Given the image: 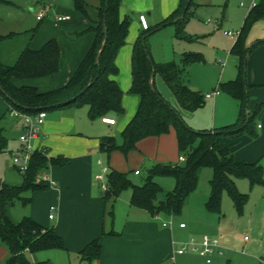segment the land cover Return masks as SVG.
<instances>
[{"label":"trees","instance_id":"obj_1","mask_svg":"<svg viewBox=\"0 0 264 264\" xmlns=\"http://www.w3.org/2000/svg\"><path fill=\"white\" fill-rule=\"evenodd\" d=\"M10 2L11 0H0V4ZM121 3L122 0H101L98 19L87 30L95 34L93 44L70 81L63 87L44 92L33 86L18 87L15 84L16 80L47 78L58 73L61 48L56 39L49 40L39 50L26 48L13 65L4 64L0 58V96L6 99L11 107L10 111L37 115L43 111L50 113L87 106L93 121L110 118L108 117L110 115L123 117L125 115L123 91L112 79L118 75L116 58L126 43L131 26L129 18L122 20L120 17ZM197 6L195 0H180L178 8L154 30L174 24L177 40L192 41L193 37L187 34L186 26L195 16ZM85 8V0H75V9L78 12L86 14ZM262 17L264 5L256 6L249 11L231 51L239 59V75L237 79L218 87L220 92L223 90L241 102L239 118L234 124L214 131H195L186 123L180 112V108L193 112L206 105V95L192 89L184 78L187 67L196 62H203V55L188 52L182 56L179 64L175 61L158 64L151 57L148 43L152 34L151 29L140 34L133 51V82L129 91L140 100L137 113L120 138L114 136L101 138L100 151L108 160L117 151L128 157L131 153L139 151V144L142 141L174 133L179 157L176 162L155 164L142 185L133 184L129 179V173L111 169L108 174V189L103 196L106 209L113 207V203L122 192L131 189L133 207L145 210L154 217L163 214L179 217L189 197L198 189L201 170L211 168L213 177L206 209L211 213L221 214L222 196L224 192H228L239 215L243 214L249 195L239 191L236 181L247 179L251 189L258 185L264 186L263 166L260 163L240 162L233 152L234 146L242 136L245 134L256 136L252 125L257 113L253 115L248 113L249 85L246 76L248 55L256 45L250 48L246 46L245 33L252 19ZM105 30L107 41L100 54L105 41ZM36 31L37 29L32 31L33 36ZM11 37L13 35L0 36V53L2 42ZM157 75L168 84L180 108L171 104L157 90L155 85ZM7 146L4 131L0 128V154L7 150ZM181 156L186 158L185 162H180ZM67 164L69 159L65 157L50 158L44 150H37L32 154L27 171L22 174L21 186L15 187L0 181V244L5 246L10 254L4 264H52L33 262L27 254L66 250L63 239L54 229L41 226L31 217H25L17 222L13 219L11 210L18 201H21L23 206H30L33 199L32 196L27 197L28 194L33 195L35 192L50 188L49 182L38 180L44 170L51 166L64 167ZM159 177L173 178L176 183L174 190L166 193L156 182ZM161 194L165 195L162 200ZM111 214L112 211H109L108 215ZM80 255L88 264L100 259L101 238L90 242Z\"/></svg>","mask_w":264,"mask_h":264},{"label":"rangeland","instance_id":"obj_2","mask_svg":"<svg viewBox=\"0 0 264 264\" xmlns=\"http://www.w3.org/2000/svg\"><path fill=\"white\" fill-rule=\"evenodd\" d=\"M85 1L86 14L75 9V0H11L9 4H0V35L4 37L17 36L16 39L3 43V60L8 65H13L33 37L31 48L36 50L41 49L51 39L58 40L63 38V34H67L68 31L66 27L60 30L54 25L55 18L62 14L69 16V21L65 25L69 24L70 26L84 29L82 35L89 34L87 32V24L90 22L89 19L94 18V10L100 6L101 0ZM195 3L200 6L196 10L195 17L191 18L186 26L187 33L193 37L192 41L178 43L176 26L172 24L157 30H154L155 27L152 26V34H150L148 43L152 57L158 64L169 61H175L179 64L181 63L182 55L187 51L201 53L204 61L193 63L189 68L187 67L188 70L185 76H187L186 78L190 80L193 86L206 94L212 92L216 87L218 88L219 84L237 79L239 75V59L231 53L238 38L231 39L225 33H240L242 31L251 1L195 0ZM256 3L257 6H262L264 5V0H256ZM242 4L245 6H242ZM39 16L44 18L43 21L38 20ZM34 29H37V31L33 36L32 31ZM85 36L82 38L86 39L84 38ZM263 39L264 17L252 19L245 33V43L253 47L256 43L264 42ZM82 43L84 42H79V45H82ZM92 44H90L88 51ZM156 81L162 95L168 100L172 99L171 102L174 103V94L165 80L161 76H157ZM253 89H256V87L250 88L249 86L248 100L251 115L257 113L252 125L256 131V136L245 134L239 139V145L235 148L241 149L248 161H252L253 159L250 158H253L254 155L257 157V153L261 151L262 156L258 157L256 161L260 160L264 169V129H258L257 127L259 124L264 127V91L254 99L250 94ZM261 90H264V87ZM128 93L129 91L126 92L127 95ZM220 95L228 99L230 103L219 106L213 112L211 102L207 100L205 108L190 112L188 116L186 115L187 124L195 131L204 132L210 129L215 116L217 118V129L235 123L241 112V102L234 100L223 90H221ZM234 108L237 110L235 114ZM72 109H74V113L66 117L88 125L95 132V135L120 138L121 131H119L118 126L108 127L102 125L101 119L91 120L87 106ZM50 116L53 117L52 114ZM15 118L11 112L7 111L6 99L0 96V128L3 129L8 144L7 150L0 154V181L18 187L23 184L22 173L13 166L12 159L20 147L19 139L23 132L21 134V131L17 128V120ZM166 142L162 145V149L163 155L167 157V162L178 161L175 160L174 156H177V143L172 145L170 141ZM145 143L147 144L144 145V150L141 148L140 152L131 153L126 157L122 152L117 151L114 152L115 156L113 154V160L111 159L112 167L129 173V179L135 185L144 183L154 163L152 157L154 156L156 145L153 142ZM159 154L162 153L159 152ZM139 156H142V158ZM100 159L105 165H108L106 155H102ZM157 160L159 161V159ZM97 169L96 172L99 173L100 171ZM134 169H140L142 175L136 176L134 171H132ZM212 177L213 170L211 168H203L200 172L198 189L191 195L190 201L184 207L181 215L173 218L163 214L160 220L157 221L160 229L171 233V237L173 233L175 241V246L171 245L168 253L166 244H163L162 253H164V256L167 253L168 257H164L162 264H210L207 263V258L199 253L189 250L183 256H180L178 251L183 248L185 242L190 241L192 238L198 239L208 235L214 238L217 237L221 241V231L219 230L227 227L228 232L233 234L234 228L239 222L242 223L240 226L242 229L239 231L240 235H248L253 244L251 250L246 249L248 257L257 259L255 261L257 262L256 264H261L258 257L262 253L264 242V186L258 185L251 189L247 179L237 180L239 191L242 194L249 195L243 214L239 215L228 192H224L222 196L221 214L211 213L206 209V203L211 193ZM156 182L164 188L166 193L173 191L176 185L175 180L169 177H159ZM125 191L131 193L132 190L128 189ZM30 196L32 194L27 195V197ZM164 197L165 195L161 194L160 200L164 199ZM31 212V205L23 206L22 202L18 201L12 208L11 215L15 221L19 222L25 217H31ZM171 222L174 224L172 225ZM181 222L187 225L186 230L180 229L179 225ZM241 251L242 249H240ZM56 253L59 255V253L63 252L56 251ZM9 255L7 248L0 246V264H4ZM60 255H62V258L57 259L56 262H50L52 264H69L67 256L65 254ZM227 256L228 252H225V255L221 256L223 258L219 259L218 255L210 258L213 261L212 264H227ZM243 258L245 257H238L236 260L237 264H244Z\"/></svg>","mask_w":264,"mask_h":264},{"label":"crops","instance_id":"obj_3","mask_svg":"<svg viewBox=\"0 0 264 264\" xmlns=\"http://www.w3.org/2000/svg\"><path fill=\"white\" fill-rule=\"evenodd\" d=\"M179 4L180 0H122L120 17L122 20L129 18L131 20V26L126 43L120 49L116 58V64L119 69L118 75L113 76L112 79L119 84L121 90L123 91L122 103L124 109L126 110L125 115L121 118L114 115L108 116L116 120L115 125H108L101 119L102 125L108 127L118 126L119 131L122 133L137 113L140 102L139 98L129 93L127 95L126 92L130 91L133 82L132 58L134 46L140 34L145 32L141 27L139 16L146 15L150 24V29H152V26L156 27L159 23L167 19L178 8ZM197 5L196 10H198L200 6L199 4ZM94 12V18L89 19L90 22L87 24V30L93 26V22L98 19V8L95 9ZM39 17L38 20L43 21L44 18L41 17V19H39ZM62 17H66V19L60 20L59 18ZM68 21L69 16L63 14L57 16L54 20L56 28L61 30L63 27H66L68 30L67 34H63V38L58 39L61 48L60 69L58 73L47 78L25 81L16 80L15 84L18 87L24 85L33 86L46 92L63 87L70 81L87 55L86 53H88V48L95 39V34L89 33L85 34L86 36L82 35V31H84V29L82 30L77 26H70L69 24L65 25ZM208 21L211 22L210 20ZM68 35H75L76 39H70ZM83 36H85L84 38L86 39H83ZM16 38L17 36H13L1 44L0 58L4 64L7 63L2 57V45L8 40ZM33 38H31L30 42H28L22 52L26 48L36 50L31 48V41ZM81 41L84 43L79 45V42ZM177 42L183 43L186 41L177 40ZM255 45L256 46L248 55L246 65L247 83L250 88L256 87V89L250 91V94L254 99H256V97L261 95L262 91H264L261 90L262 87H264V43H256ZM246 46L250 48L249 44H246ZM188 52L192 51H187L185 53ZM190 66H188V68ZM187 70L188 69H186V73ZM185 75L184 78L186 83L192 89L202 92L200 89L193 86ZM157 76L155 77V85L159 91L156 81ZM217 90L218 88L216 87L210 93H214ZM210 93L208 92L203 94L207 95ZM168 101L174 106L180 108L176 98L174 103L171 102L172 99ZM208 101L211 102L210 104L213 112L216 111L219 106H222L225 103H230L228 99H225L222 95H220V91L219 94H216L212 99H208ZM206 105L203 108H205ZM10 108V105L7 103L8 112H11ZM73 110L74 109L69 108L47 113L45 123L40 128L38 137L34 140L35 148L37 150H44L48 157L56 158L62 156L69 159V164L64 167L51 166L42 172L40 177L48 179L51 186L46 191L35 192L32 195L33 202L31 204V218L45 228L54 229L55 232L63 239L66 250H47L35 254L28 253L27 255H29V258H31L30 260L33 262H56L57 259L62 258V255L60 254H65L69 264H88L82 260L80 252L90 242L97 238H101V258L90 264H162L164 257H166L167 253L170 251L171 245L175 246L173 233L171 237V233L159 228L157 221L160 220L162 215L154 217L147 211L132 206V191L131 193H127V191L122 192L113 203V207L111 209L110 207L106 209L103 200V196L105 194L103 185H107L108 174L111 169H116L111 165V161L116 154L113 153L114 156L113 154L111 155L110 160H108V165H105V163L102 162L100 157L105 154L100 151V145L101 138L104 136H97L94 134L95 132L88 127V125L79 123L70 117H66L73 114ZM235 111L237 112L234 108V114ZM180 112L186 121V115L188 116L190 112L181 108ZM248 113L251 114L250 110ZM51 114L53 117L50 116ZM15 119L17 120V128L22 134L24 130V121L19 117H16ZM216 125L217 118L215 116V119L210 125V129L207 130L214 131L217 129ZM257 127L258 129H264V127L260 124ZM166 141H170L172 145H174V143L176 144L177 141L175 134L171 133L170 135H165L160 138H148L139 144V152L141 148L144 150V145L147 144L145 142H153L156 145V150L153 153L154 156L152 158L154 163L152 165L154 166L157 163H166L167 157L163 155L164 152L162 149V145ZM238 145L239 140L236 146ZM236 146H234L233 152H235L234 154L238 161L261 164L260 160L256 161L258 157L260 158L262 156L261 151L257 153V157L254 155L253 158H250L253 159L252 161H248V159L244 157L242 150L235 148ZM21 152L22 143L20 142V147L14 156L21 154ZM159 152L162 154H159ZM142 155H144V153H142ZM174 156L175 160H178V151L177 156ZM139 157L142 158V156ZM157 159H159V161ZM104 168H107V172L103 171ZM96 169L100 172H96ZM132 171H134L136 176L142 175V171L140 169H134ZM137 171L139 174H137ZM99 174L103 175V180H96L95 177ZM190 197L186 206L190 201ZM52 207L56 209L53 219L50 218V215L52 214ZM109 211H112L111 216L108 215ZM173 224L174 223H172V225ZM181 224L185 223L181 222L180 225ZM241 224L242 223L239 222L235 226L233 234L228 232L227 227L219 230L221 231V241L219 238H215H217L220 242L222 254L215 255H218V258L220 259L223 258L221 256H223V254L225 255V252H228V256L226 258L227 264H237L236 260L240 256L245 257L242 259L244 264H256L257 262L255 261L257 259L248 257L246 253V249L251 250L253 248V244L250 238L247 241L245 240V237H248V235H240L239 231L242 229L240 227ZM180 229L186 230L187 225L185 224V227H180ZM163 244H166L167 246V253L165 256L164 253H162ZM0 246L3 245L0 244ZM240 249H242L241 252ZM56 251H61L63 253H59L58 255ZM263 253L264 242L262 253L258 257L261 264H264ZM212 263L213 261L210 264Z\"/></svg>","mask_w":264,"mask_h":264},{"label":"built area","instance_id":"obj_4","mask_svg":"<svg viewBox=\"0 0 264 264\" xmlns=\"http://www.w3.org/2000/svg\"><path fill=\"white\" fill-rule=\"evenodd\" d=\"M250 6H249V11H251L254 7L257 6L256 0H250ZM242 6H245L242 4ZM41 19V17H39ZM60 20H65L66 17L59 18ZM139 21L141 24V27L144 31L150 30V24L147 20L146 15H140L139 16ZM227 36L236 39L239 37L238 32H226L225 33ZM216 94H219V90H217L214 93H210L206 95V99H212ZM12 114L16 117H19L23 119L24 121V130L23 134L20 136V142L22 143V153L17 154L13 156L12 163L13 166L18 168L20 172L23 174L27 171L29 162L31 160L32 154L37 151V149L34 146V140L38 137V133L40 131V128L42 125L45 123V120L47 118V112L43 111L40 112L37 115H28V114H22L16 110L12 112ZM104 123L108 125H115L116 120L111 119V118H103L102 119ZM180 162H185L186 158L181 156L180 157ZM104 172H107V168L103 169ZM137 174L139 172L137 171ZM96 180H103V175L99 174L96 175ZM38 180H43L47 181L48 179L44 177H39ZM104 190L106 191L108 189L107 185H103ZM52 214L50 215V218H54V212L55 208L52 207ZM172 224V222H171ZM181 228L185 227V224L180 225ZM245 240H249V237H245ZM220 242L217 238L205 235L201 239H191L188 242H185L183 245V248L178 251L180 255L185 254L187 251L191 250L193 252L199 253L201 256L207 258V263H211L212 260L210 257H212L215 254H222V249H221ZM264 257V253H263Z\"/></svg>","mask_w":264,"mask_h":264},{"label":"water","instance_id":"obj_5","mask_svg":"<svg viewBox=\"0 0 264 264\" xmlns=\"http://www.w3.org/2000/svg\"><path fill=\"white\" fill-rule=\"evenodd\" d=\"M68 37H69L70 39H76V36H75V35H68ZM106 41H107V31L105 30V41H104V43H103V47H102V49H101V51H100V54H101L103 48H104L105 45H106ZM99 58H100V55H99L98 59H99Z\"/></svg>","mask_w":264,"mask_h":264}]
</instances>
